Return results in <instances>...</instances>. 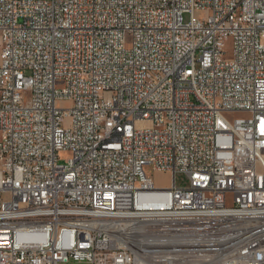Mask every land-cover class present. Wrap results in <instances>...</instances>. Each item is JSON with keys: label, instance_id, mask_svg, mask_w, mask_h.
Here are the masks:
<instances>
[{"label": "built area", "instance_id": "built-area-1", "mask_svg": "<svg viewBox=\"0 0 264 264\" xmlns=\"http://www.w3.org/2000/svg\"><path fill=\"white\" fill-rule=\"evenodd\" d=\"M72 259L264 264V0H0V264Z\"/></svg>", "mask_w": 264, "mask_h": 264}, {"label": "rangeland", "instance_id": "rangeland-1", "mask_svg": "<svg viewBox=\"0 0 264 264\" xmlns=\"http://www.w3.org/2000/svg\"><path fill=\"white\" fill-rule=\"evenodd\" d=\"M190 18L189 14L185 15L186 21H188ZM131 37L129 36L127 38V44L130 45ZM57 105L61 108H70L72 106V101L70 100H64V101H58ZM142 126H149V124L145 123L142 124ZM70 156L69 152L61 151L59 152L60 161L63 162L65 159H67ZM145 173L146 175L154 180L156 186L158 187H167L172 184V175L168 172H158L155 171L152 165H146L145 166ZM188 177L183 173H177L175 175V186L179 188L186 187L188 185ZM66 264H88L85 261H76V260H70Z\"/></svg>", "mask_w": 264, "mask_h": 264}, {"label": "bare ground", "instance_id": "bare-ground-1", "mask_svg": "<svg viewBox=\"0 0 264 264\" xmlns=\"http://www.w3.org/2000/svg\"><path fill=\"white\" fill-rule=\"evenodd\" d=\"M76 164H77V157H70L69 165H76Z\"/></svg>", "mask_w": 264, "mask_h": 264}]
</instances>
